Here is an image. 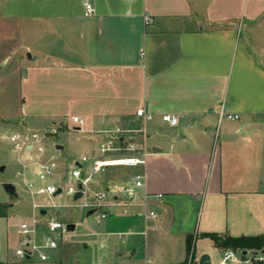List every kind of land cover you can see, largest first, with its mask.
I'll return each mask as SVG.
<instances>
[{"label":"crops","instance_id":"0c3cea01","mask_svg":"<svg viewBox=\"0 0 264 264\" xmlns=\"http://www.w3.org/2000/svg\"><path fill=\"white\" fill-rule=\"evenodd\" d=\"M85 1L0 0V169L17 193H0V264H59L61 244L46 262L15 256L22 221L39 215L44 232L60 216L36 209L50 199L20 193L18 185H55L59 205L77 167L91 177L87 193L117 202L126 199L121 188L145 172L139 193L159 214L146 220L134 215L139 208L126 215L109 207L77 246L78 257L94 254L92 264H184L192 257L199 264L208 255L220 264L231 249L209 235L264 236V0H88L92 16ZM34 133V149L18 150L10 140ZM110 143L137 151L103 155ZM135 155L145 156V167L93 173L96 160ZM51 158L58 167L40 182L39 165ZM235 252L242 260L229 264H264V250Z\"/></svg>","mask_w":264,"mask_h":264},{"label":"built area","instance_id":"2783aa9c","mask_svg":"<svg viewBox=\"0 0 264 264\" xmlns=\"http://www.w3.org/2000/svg\"><path fill=\"white\" fill-rule=\"evenodd\" d=\"M85 11L88 16H92L95 13L94 4L91 1H85L84 3ZM150 22V19H147V23ZM144 51H142V54ZM144 110H140L138 114L140 116L144 115ZM226 116L229 119L239 120L240 116L238 115H226L224 112H221V117ZM163 120L167 123H170L172 126H175L179 122V118L172 115H163ZM74 122H81L78 117H74ZM10 140L15 143L16 149H34L36 144L40 140V135L34 133L28 137L21 138L19 135H13L10 137ZM110 143L108 146H102L101 152L103 155L107 154L108 151L117 149ZM37 150L40 153L44 152L42 146H38ZM117 150H127V151H137L136 148L132 145H129L125 148H118ZM89 159L83 157L82 161L87 162ZM146 159L143 155L135 156H126L122 159H99L96 160L93 164V173L97 174L102 169L106 167L113 166H128V167H145ZM58 164L56 161L51 158L47 163H41L37 171L36 177L40 182H46L47 179L53 175L57 169ZM91 182V177H85L83 175L81 168H74L69 175V187L67 194L69 196H75L79 191V186H82L84 196L87 194L89 184ZM28 190L31 195L45 196L50 199L44 205H35L36 209H45V208H59L60 205L55 204L54 197L58 194L59 189L55 185H42L37 186L34 183L28 184ZM145 189V172L141 171L135 174V176L130 180L121 190L126 194V199L122 202H117L112 199L111 196L107 193H95L92 199H87L86 202L81 206L85 209L93 211L95 219L100 223L103 219L107 218V209L109 207H121L123 213L126 215L131 214L132 208H139L140 211L134 213V215L141 216L146 220H157L159 214L156 210L150 207L148 203L147 193L143 196L139 193V190ZM83 196V197H84ZM159 198H162V195H158ZM17 218H20V215H16ZM41 219L39 215H33L30 220L22 221L19 226V235L20 240L18 246L15 248V256L20 261H42L46 262L50 259V252L59 248L60 239L63 238L65 233L70 231L69 225L57 219L56 217H51L46 221V229L44 232L40 231ZM243 253L235 251H227L224 253L223 259L220 264H229L230 262H235L242 260ZM188 264L192 263V257L189 260Z\"/></svg>","mask_w":264,"mask_h":264},{"label":"rangeland","instance_id":"374dc122","mask_svg":"<svg viewBox=\"0 0 264 264\" xmlns=\"http://www.w3.org/2000/svg\"><path fill=\"white\" fill-rule=\"evenodd\" d=\"M4 50H5V46L0 43V58L4 54ZM8 64H10V66L8 67H11L13 62L11 63V61H9L7 65ZM81 157L82 155H78L76 158L80 159ZM76 158H72L70 160V163L72 164ZM114 169H117V166L109 170H114ZM7 177H8L7 174L4 175V173L0 172V193H3L4 197L6 198H8L9 196L4 188V185L9 183L6 181ZM16 183L19 184L21 182L19 180H16ZM62 187L65 194L62 197L56 199V202H59L61 205L59 204L60 207L57 209L49 208L47 210L48 215L54 216L57 215L58 212V214L60 215L59 220L66 223V225H71V222H75V224L78 225L75 231H69L68 233H65L63 238L60 239V244H61L60 249L62 250L63 254L61 255V258L58 262L59 264H78V259L80 258L79 261L81 262V264H92V262L95 260V255L91 254L86 256L84 251H82L78 257L77 246L80 247L81 243L86 240V233H88L89 229L93 227L95 224L94 222L95 215H91L90 217H88L89 210L81 207L86 202V200L91 199L93 195L87 193L82 199L75 201L74 196L72 197L66 194L69 187L68 180L65 182V185H63ZM23 189L28 190V187H25L24 184L23 187L18 185V191L20 193ZM40 199L42 200V198ZM19 210L20 209L15 206V208L12 209V212L17 213ZM95 264H100V263L98 261H95Z\"/></svg>","mask_w":264,"mask_h":264},{"label":"trees","instance_id":"16d2710c","mask_svg":"<svg viewBox=\"0 0 264 264\" xmlns=\"http://www.w3.org/2000/svg\"><path fill=\"white\" fill-rule=\"evenodd\" d=\"M2 209V208H0ZM1 213V212H0ZM214 241L215 245L221 249L241 250L245 251H263L264 250V236L257 237H240V238H222L218 235H209ZM188 255H191L193 250V240L188 239L187 243ZM184 264H188L187 261Z\"/></svg>","mask_w":264,"mask_h":264},{"label":"water","instance_id":"95a60500","mask_svg":"<svg viewBox=\"0 0 264 264\" xmlns=\"http://www.w3.org/2000/svg\"><path fill=\"white\" fill-rule=\"evenodd\" d=\"M3 171H4V167H1L0 172L3 173ZM4 188H5V191L7 192V194L11 198H15L17 196L16 188H15V186L13 184H10V183L5 184ZM82 189H83V187L79 186V191L74 197L75 201H78L79 199L83 198L84 193H83ZM59 192H61V190ZM71 228L75 229V226L69 225L70 231H71ZM248 253H249L248 251H245L244 255H247ZM250 254L256 256V255L259 254V252L258 251H251ZM199 264H210V257L208 255H204L203 257H201V259L199 261Z\"/></svg>","mask_w":264,"mask_h":264}]
</instances>
